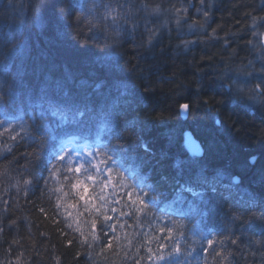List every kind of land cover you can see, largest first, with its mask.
<instances>
[{"label":"trees","instance_id":"obj_1","mask_svg":"<svg viewBox=\"0 0 264 264\" xmlns=\"http://www.w3.org/2000/svg\"><path fill=\"white\" fill-rule=\"evenodd\" d=\"M91 2L32 0L37 7L46 5L36 14L28 10L29 0H0V117L6 114L11 123L5 127L21 131L23 126L25 134L24 140L13 142L0 128V264H134L137 258L153 264L147 260L148 249L155 252L158 242L176 241L185 251H200L203 261L201 249L207 243L201 235L208 234L224 241L233 253L232 264H253L245 245L249 236L259 237L264 223L241 225L232 216L249 221L264 208V104L234 97L218 77L225 72L234 76L249 60L259 67L258 48L247 41L258 45L262 40L252 35L250 25L252 16H264V0H205L203 5L200 0H95L98 10L77 22L80 5ZM118 3L123 10L130 7L133 17L114 25L102 18V5ZM141 5H148V12ZM157 6L160 12L150 14ZM60 8L71 14L61 19ZM175 8L187 12L177 14ZM177 15L182 18L179 27ZM132 23L138 27L129 33ZM146 28L157 33L151 48L143 46ZM213 29L216 39L210 38ZM256 31L264 32V27ZM105 62H111L129 89L126 101L110 102L117 103L115 111L101 104L86 126L77 127L69 123L73 113L39 99L41 89L66 74L74 78V90L82 80L91 83ZM213 98L210 108L201 103ZM81 99L95 100L96 95L89 87ZM184 103L191 108L186 120L180 115ZM37 125L47 126L46 132L40 129L43 137ZM53 130L60 133L55 139ZM116 134L120 140L112 139ZM185 134L191 138L187 148L182 146ZM110 139L126 145L132 159L117 156L110 186L103 187L104 177L87 160L90 153L104 151ZM144 143L150 152L143 151ZM253 157L256 162L250 166ZM52 165H57L55 171ZM77 166H82L79 173ZM201 174L216 192L198 182ZM118 177L125 188L113 190ZM230 177L239 178L238 186L230 184ZM142 182L145 193L152 185L159 194L147 217L136 210L137 197L131 198L136 205L131 208L124 195L129 186L138 191ZM252 196L256 203L249 201ZM162 235L172 240H162ZM229 237L240 241L239 248ZM107 243L113 248L101 253ZM213 247L219 250L220 245ZM206 264H218V258L209 254Z\"/></svg>","mask_w":264,"mask_h":264},{"label":"snow or ice","instance_id":"obj_2","mask_svg":"<svg viewBox=\"0 0 264 264\" xmlns=\"http://www.w3.org/2000/svg\"><path fill=\"white\" fill-rule=\"evenodd\" d=\"M64 0H55L56 4L63 3ZM205 3V0H200V4L203 5ZM101 5H98L95 0H92L90 4L87 6L85 4L80 5V15L76 17L77 22H79L82 18L87 19L88 16L92 15L94 12L98 10V8ZM23 8V5L21 6ZM46 7V5H41L37 7V5L32 3V0H29L28 4V10L31 12H34L36 14H39V12ZM104 8V14L103 19L108 20L111 19L112 23L118 24L120 20H124L125 22H128L133 17V12L131 11V8L127 10L124 9V5H120L119 3L116 5V7H113L111 4H104L102 5ZM122 9V11H117V9ZM141 8H143L146 12H148V5H141ZM69 9H72V5L69 4ZM70 10H65L63 8L59 9V16L61 19H63V16L66 14H71ZM175 13L179 14L181 11L187 12V9H181V8H175ZM199 11V9H197ZM160 12L159 7L151 9L150 14H158ZM203 16L205 18L208 17V12H203ZM181 17L177 15L176 19V25L177 27L181 24ZM252 23L250 25L253 36H260L264 37V32H257L256 29L259 27H264V16H252L251 17ZM138 25L136 23H132L131 28L127 29L129 33L135 32ZM190 28L195 27V22H193L192 25H189ZM145 31L148 33V39L144 42L143 46L147 48H151L153 40L157 37V33L155 31H152L150 29H145ZM216 29H213L212 36L210 38L216 39L215 36ZM119 35V33H117ZM185 43H194V42H185ZM248 45H251L253 48H258V54L255 57V60L259 62V67L257 68L254 61L249 60L248 64L243 67V69H236L235 75H229L228 72H225L222 74L218 79L221 81H226L221 86L229 93H231L234 97L246 101L249 105L254 104H264V40H261L258 45H254L253 41L249 40L247 41ZM225 45L227 46V41H225ZM117 66L118 62H117ZM4 68H7V65H4ZM16 76L20 77V72H16ZM255 79L257 82L252 87H247L248 84L251 83V81ZM74 81V78L70 74H66L61 78L60 81L54 82L52 85L46 86L45 88L41 89L39 92V99L41 101H54L57 106H63L64 109L68 110V112L73 113L72 120L69 121L70 124H74V126H80L87 124V119L90 117V114L95 110L96 107H99L101 104H103L106 108H111L113 111L117 108V103H110L111 101L115 100L117 102L119 101H126L127 96L129 95V89L124 84L123 80L117 77L111 62H105V66L103 67L102 74L97 76L95 79L89 83L87 80H82L77 85V88L74 90L71 86ZM243 84L244 86H241ZM91 88L93 93L96 95L95 100H82L81 99V93L86 92L88 88ZM25 95H27V92L25 91ZM31 96H29V100H31ZM214 98L212 100L205 99L201 103L205 108H210L212 106V103H214ZM89 104L92 105V107H89ZM41 107L43 105L41 104ZM180 108L183 111L189 112L191 111V108L189 104H181ZM79 117L80 119H77ZM41 120H43V113L41 114ZM11 121H9L6 118V114L4 116L0 117V128H3L4 132L8 133V139L16 142L18 140H24L25 134L23 130V126H21V131H17L16 128H7L6 125H9ZM222 123V122H218ZM36 132L38 135H41L43 137L44 133L40 131L41 127L44 128L45 132L47 131V126L44 125H37ZM65 134H70L68 129L63 130ZM54 134L51 136L52 139H55L56 135H59L60 133L56 130H53ZM14 133V134H13ZM3 135V132H0V136ZM29 138H31V134H27ZM114 140H120L121 137L119 134H116L113 136ZM112 139L109 140L107 145H104V151L102 152H92L90 153V159L87 160V164L89 168L99 174L100 176H103L104 179L101 181V184L103 187H109L110 184V175L114 172V166L118 164V160L116 159L117 156H119L120 161H126L132 159L128 147L124 144H113ZM191 138L188 134H185V143L182 145L183 147L187 148L188 144L190 142ZM44 142L43 140L41 141ZM142 149L145 152H150L151 149L147 145V143L142 144ZM6 151L11 152L12 148L11 146H7ZM61 150H63V146H61ZM27 155V154H26ZM97 157H100L98 162L96 164H93L92 160L96 159ZM59 160L61 163L65 160V157L60 156ZM255 158L253 157L249 161L250 166L255 165ZM102 165V167H101ZM67 171H72L70 167L65 165ZM82 166H77L75 168V172L79 173L81 172ZM57 168V165H52V170L55 171ZM105 173H108L109 175H105ZM89 180L95 179L93 175L88 176ZM166 179V178H164ZM230 184L233 186H238L240 183L238 177H230ZM200 184L206 185L208 190L212 192H216L217 189L214 184H211L208 179L203 176V174L200 175L199 181ZM25 184H30V180H25ZM115 187L125 188L124 184L120 183V178L118 177L115 181V186L113 187V190H115ZM149 192H144L143 182L142 186L139 187L138 191H135L132 189V186H129L125 189L124 195L129 197V203L128 206L131 208H135V204L132 203L131 198L133 196L137 197L136 203L140 205L137 211H141L142 214L147 217L148 213L152 211V208L150 207L151 204H155L156 200L158 198L156 189L152 185H148ZM186 191H192V188H186ZM85 191L87 189L85 188ZM194 195H200L202 196V193H193ZM83 198V197H81ZM249 201L251 203H256L255 197H249ZM262 203H264V198H262ZM43 211V209H41ZM130 215H134L135 213H129ZM112 219L110 216H104V220L108 221ZM232 220L234 222L238 221L241 225H244L246 223L251 222H260L264 223V208L261 209V215L260 216H253L251 217V220L245 221L241 216L233 215ZM111 230L112 226H108ZM93 228H95V223H93ZM168 233L172 232L171 228L165 229ZM162 240H172L171 235H162ZM229 242L233 245L239 248L240 241L238 239H233L231 237L228 238ZM201 240L206 241L207 246H202V251L204 253V259L203 261L200 258V251H198L195 248L189 249L187 251L183 250L179 244L178 241L172 243V244H165L162 242H158V248L155 252L151 248L148 249L149 255L147 257V260L150 262H153V264H206L207 256L211 254L214 259L218 258V264H232L233 253L229 251L223 240H217L215 236L212 234L208 235H201ZM87 243V240L84 241ZM69 245L72 244V241H68ZM214 244H219L220 248L219 250L216 247H213ZM113 246L111 243L105 244L101 248V253H104L105 249H112ZM209 249H211V253H209ZM245 249L250 252V255L252 257L253 264H256V257L259 254V264H264V230H261L259 233V237L257 238L254 235L249 236L247 238V244L245 245ZM183 257V259H181ZM247 259V257H245ZM134 264H141V258H137L134 261Z\"/></svg>","mask_w":264,"mask_h":264},{"label":"water","instance_id":"obj_3","mask_svg":"<svg viewBox=\"0 0 264 264\" xmlns=\"http://www.w3.org/2000/svg\"><path fill=\"white\" fill-rule=\"evenodd\" d=\"M180 115H181V117H182L183 120H186L188 118L189 112L183 111L180 108Z\"/></svg>","mask_w":264,"mask_h":264},{"label":"rangeland","instance_id":"obj_4","mask_svg":"<svg viewBox=\"0 0 264 264\" xmlns=\"http://www.w3.org/2000/svg\"><path fill=\"white\" fill-rule=\"evenodd\" d=\"M262 40H264V38L262 37ZM185 104V103H184Z\"/></svg>","mask_w":264,"mask_h":264},{"label":"bare ground","instance_id":"obj_5","mask_svg":"<svg viewBox=\"0 0 264 264\" xmlns=\"http://www.w3.org/2000/svg\"><path fill=\"white\" fill-rule=\"evenodd\" d=\"M218 123V122H217ZM219 124V123H218Z\"/></svg>","mask_w":264,"mask_h":264}]
</instances>
